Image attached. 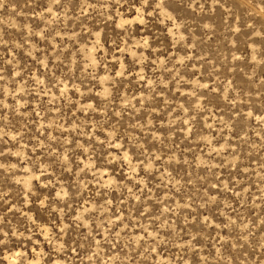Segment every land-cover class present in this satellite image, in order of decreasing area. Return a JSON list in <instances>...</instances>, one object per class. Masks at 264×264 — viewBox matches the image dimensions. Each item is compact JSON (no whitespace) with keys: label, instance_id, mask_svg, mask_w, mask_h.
Instances as JSON below:
<instances>
[{"label":"rangeland","instance_id":"1","mask_svg":"<svg viewBox=\"0 0 264 264\" xmlns=\"http://www.w3.org/2000/svg\"><path fill=\"white\" fill-rule=\"evenodd\" d=\"M0 264H264V0H0Z\"/></svg>","mask_w":264,"mask_h":264}]
</instances>
